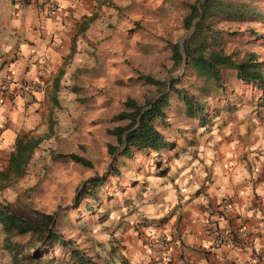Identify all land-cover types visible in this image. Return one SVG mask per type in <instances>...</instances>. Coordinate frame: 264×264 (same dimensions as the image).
Returning <instances> with one entry per match:
<instances>
[{
  "label": "crops",
  "instance_id": "1",
  "mask_svg": "<svg viewBox=\"0 0 264 264\" xmlns=\"http://www.w3.org/2000/svg\"><path fill=\"white\" fill-rule=\"evenodd\" d=\"M50 2L57 8L48 16ZM105 2L27 0L18 10L13 0H0V206L10 211L4 194L29 164L19 179L9 171L16 138H37L31 130L43 116L44 99L51 106V97L57 101L60 87L53 94L52 82L63 72L71 46L76 51L78 26L91 15L95 21ZM257 100L240 97L234 110L222 109L210 125L190 130H201L199 137L173 145L160 172H149L139 187L122 248L110 240L102 259L152 264L145 242L162 237L165 264H262L255 260L264 251V108ZM215 229L227 235L226 245L212 246ZM2 240L0 227V264H11Z\"/></svg>",
  "mask_w": 264,
  "mask_h": 264
},
{
  "label": "rangeland",
  "instance_id": "2",
  "mask_svg": "<svg viewBox=\"0 0 264 264\" xmlns=\"http://www.w3.org/2000/svg\"><path fill=\"white\" fill-rule=\"evenodd\" d=\"M105 1V8L77 37L75 53L62 66L57 107L51 106L47 98L43 101V116L31 130L33 136L42 140L31 155L25 176L4 194L11 200V211L29 221H37L42 214L75 207L76 218L81 217L86 225L83 229L74 227L76 220L62 228V233L96 264L101 262L95 256L102 258L106 254L110 240L114 241L117 250L122 248L123 237L131 224L129 209L135 208L142 192L139 187L144 186V178L149 172L163 168L166 156L170 155L166 153H170L173 147L166 153H148L145 157L127 161L120 168L121 176L109 177L104 184L99 204L81 201L88 202L97 215L106 212L105 220L100 223L95 217L85 215L82 206L76 208L80 203L75 201L77 190L87 178L101 177L108 172L111 160L106 154V145L114 143L106 136L105 130L114 125L111 117L121 109L125 97L139 99L143 92L134 78L140 74L162 77V66L167 65L166 41L179 43L187 32L181 27L183 11L180 5L169 6L162 0ZM158 6L161 11L156 9ZM113 7L119 8L120 13H116ZM253 27L264 34L261 26ZM225 28L234 29L228 25ZM138 43L151 45V52L140 51ZM253 49L264 58V48ZM72 86L80 91L71 92L69 88ZM244 90L243 94L248 95L249 92ZM236 99L231 100L237 103ZM48 112L54 125L53 134L46 138ZM177 120L171 108L166 121L175 124ZM190 128L186 122L180 121L179 127L165 137L182 146L185 143L181 144L180 140L188 141L191 137H199L201 133L198 132H202L197 129L191 134ZM51 153L77 154L87 159L92 167L84 169L72 163L52 161ZM133 161L143 171L138 173V169H129L134 166ZM125 203L129 205L125 207ZM99 205L106 207L98 209ZM66 264L70 262L66 261Z\"/></svg>",
  "mask_w": 264,
  "mask_h": 264
},
{
  "label": "trees",
  "instance_id": "3",
  "mask_svg": "<svg viewBox=\"0 0 264 264\" xmlns=\"http://www.w3.org/2000/svg\"><path fill=\"white\" fill-rule=\"evenodd\" d=\"M162 1L169 6L180 5L183 30L188 31L196 20L194 31L183 42V55L178 43L166 41L164 49L168 56L167 65L162 66V77L150 74L135 77L134 81L143 89L139 99L125 97L121 109L111 117L114 125L105 130L106 136L114 143L106 145V154L111 160L108 172L101 177L84 180L75 197L76 203L80 202L76 208L82 206L85 215L95 217L98 223L105 220L106 212L97 215L88 202L81 201L99 204L104 184L109 177H120V168L127 161L145 157L148 153L159 155L171 149L174 144L165 134L173 133L180 121L190 125V130L210 125L222 109L232 111L239 105L232 100L244 96L242 89L249 92V96L258 98L257 106L264 108V58L253 49L264 48V34L253 27L259 25L264 28V0ZM113 9L116 13L121 11L117 7ZM156 9L161 11L159 6ZM94 19V15L83 18L76 33L85 32ZM227 25L234 29L225 28ZM137 48L147 54L152 50L149 44L138 43ZM74 53L71 46L69 58ZM182 63L183 72L175 77ZM62 73L60 70L52 82L53 94L59 90L58 79ZM69 90L74 93L80 91L74 86ZM50 101L56 108V99L51 97ZM171 108L178 119L175 124L166 121ZM53 125L49 116L46 138L53 134ZM41 140L17 136L9 158V171L16 179L23 176L31 154ZM50 159L84 169L92 167L87 159L74 153H51ZM133 165L129 169H138L140 173L142 169L139 170L137 162L133 161ZM128 205L124 204L125 207ZM102 206L106 207L99 205L98 209ZM74 208L68 211L59 209L42 214L37 221H29L11 212L7 205L0 206L2 249L10 255L11 264H66V261L70 264H96L62 233V228L76 220L74 227L83 229L86 225L81 217L76 218ZM95 257L101 264H115L116 261L126 264L120 256L109 261L99 255Z\"/></svg>",
  "mask_w": 264,
  "mask_h": 264
},
{
  "label": "built area",
  "instance_id": "4",
  "mask_svg": "<svg viewBox=\"0 0 264 264\" xmlns=\"http://www.w3.org/2000/svg\"><path fill=\"white\" fill-rule=\"evenodd\" d=\"M27 0H13V5L18 9L21 10L25 7ZM57 5L54 2H50L47 5V15H51L56 10ZM31 89H35L31 87ZM227 205H222L221 209L223 212L228 211ZM212 235V246L214 248H219L221 246L226 245L228 242V237L226 234H223L221 231L215 229L211 231ZM241 236H245L244 233ZM145 248L149 251L152 256V264H165L166 263V243L164 238L162 237H155L145 242ZM257 262L264 264V251H258L255 257Z\"/></svg>",
  "mask_w": 264,
  "mask_h": 264
},
{
  "label": "water",
  "instance_id": "5",
  "mask_svg": "<svg viewBox=\"0 0 264 264\" xmlns=\"http://www.w3.org/2000/svg\"><path fill=\"white\" fill-rule=\"evenodd\" d=\"M201 1H204V0H201ZM196 20L193 21L192 23V26L191 28L184 34L183 38L180 40V42L178 43L179 46H180V52H181V55H183L182 53V45H183V42L185 39H187L191 34L192 32L194 31V24H195ZM182 69H183V63L181 65V70L180 72L175 76V77H178L179 75H181V72H182Z\"/></svg>",
  "mask_w": 264,
  "mask_h": 264
}]
</instances>
